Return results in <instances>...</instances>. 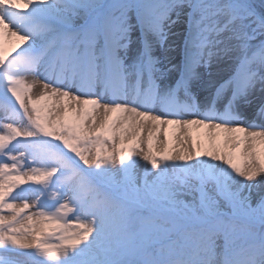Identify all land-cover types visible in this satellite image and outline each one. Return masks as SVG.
<instances>
[{
    "label": "snow or ice",
    "instance_id": "1",
    "mask_svg": "<svg viewBox=\"0 0 264 264\" xmlns=\"http://www.w3.org/2000/svg\"><path fill=\"white\" fill-rule=\"evenodd\" d=\"M0 264H264V0H0Z\"/></svg>",
    "mask_w": 264,
    "mask_h": 264
},
{
    "label": "bare ground",
    "instance_id": "2",
    "mask_svg": "<svg viewBox=\"0 0 264 264\" xmlns=\"http://www.w3.org/2000/svg\"><path fill=\"white\" fill-rule=\"evenodd\" d=\"M30 79V78H29Z\"/></svg>",
    "mask_w": 264,
    "mask_h": 264
}]
</instances>
